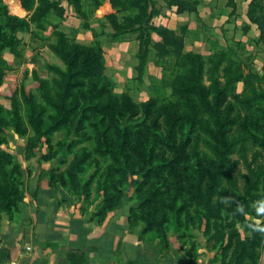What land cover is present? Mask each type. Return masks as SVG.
Returning <instances> with one entry per match:
<instances>
[{
    "label": "rangeland",
    "instance_id": "rangeland-1",
    "mask_svg": "<svg viewBox=\"0 0 264 264\" xmlns=\"http://www.w3.org/2000/svg\"><path fill=\"white\" fill-rule=\"evenodd\" d=\"M55 1L65 8L62 18L50 14L45 28L37 29L31 23L32 31L16 33L20 41L17 46L19 55L8 49L0 52L3 78L0 105L4 108L0 118V152L7 155L10 162L7 170L12 173L13 182L25 186L33 171L37 170H41L38 182L44 177L50 182L51 177L57 186H83L91 180L89 193L76 194V198L82 209L89 211L92 207L95 215L104 208L103 187L119 186L121 195L109 188L110 192L121 196L119 205L115 203L110 211L121 210L132 215L133 230L140 232L143 240L153 244L160 253H178L188 264H264V39L260 28L247 16L251 0H234L235 6L227 0H200L197 12L180 16L176 7L168 5V0L147 2V14L152 15L150 23L166 28L174 26L178 33L183 32L184 51L200 54L205 59L202 83L209 89L211 101L216 97L223 101L220 115L224 128L221 131L216 128L213 118L210 121L213 123L208 124L219 132V144L224 153L220 166L223 173L219 174L217 188L212 194L214 208H220L221 224L216 218L205 217L202 203L193 197L195 186L202 177L196 168L205 167L201 186H207L211 182V166L205 160L218 161L219 158L216 140L201 127L207 128V123L191 127L188 116L192 108L173 95V81L179 74L176 59L157 54L153 44L159 38L153 33L145 70L139 75L138 33L126 32L113 37L115 32L107 19L108 14L117 13L119 21L123 22L127 16H135L138 9L118 10L109 0H99V5L95 0H82L85 13L82 17L75 12L70 0ZM18 2L1 0L8 7L9 14L29 22L30 16L25 10L18 12ZM258 16L264 20L262 12H258ZM3 30L0 23V31ZM56 32L64 33L78 44L101 47L105 58L104 75L110 83L104 101L109 98L108 93L114 97L127 94L138 106L134 109L136 114L128 120L132 146L145 154L151 148L157 155L172 158L176 153L162 140L163 137L170 139L174 132L172 139L185 156L177 163L176 175L158 167L155 169L160 172L158 176L155 170L150 172L153 175L141 174L144 165L137 160L134 148L128 150L134 173L120 175L107 170L113 161L101 157L95 147L99 142L96 131L106 127L115 130L109 112L92 115L90 121L84 120L80 129H77L76 121L67 123L68 129L53 133L49 141H34V131L25 120L23 128L26 132L23 135L14 132L8 116L10 97L15 93L22 101L19 94L22 87L36 97L38 112L44 109L48 114L52 112L41 81L50 82L51 96L57 99L60 86L56 81H61V77L56 70L67 72L68 69L53 49L58 40ZM228 66L234 74L240 71L245 78L251 77L255 88L243 81L229 84L225 73ZM87 82L86 79L84 85L73 89L68 104L76 95L83 102L81 95L90 92ZM149 100L155 102L151 113L145 112L143 107ZM169 103L172 106L167 108ZM168 114L172 115L171 119ZM115 118L122 124L119 114H115ZM83 139L86 140L81 141ZM76 140L81 142L69 145ZM76 157L84 160L80 164L82 171L79 175L76 172L80 182L72 178L65 181L67 170ZM1 171L0 183L5 185L8 176ZM148 192L156 193V221L161 222L165 216L168 220L144 232L145 222L140 223L134 214H140L144 206H148L140 205V200L148 196ZM173 205L174 211L171 209ZM13 211L12 215H15L19 208ZM242 218L247 223L244 224ZM220 228L223 230L218 231ZM221 232L225 239H222ZM252 238L253 242H249ZM242 243L247 245V253L242 250Z\"/></svg>",
    "mask_w": 264,
    "mask_h": 264
},
{
    "label": "trees",
    "instance_id": "trees-1",
    "mask_svg": "<svg viewBox=\"0 0 264 264\" xmlns=\"http://www.w3.org/2000/svg\"><path fill=\"white\" fill-rule=\"evenodd\" d=\"M18 1L20 7L30 16V20L28 22L25 19H19L12 16L9 14L8 7L4 3H1L0 0V23L4 29L3 31H0V52L4 49H8L11 53L19 55L17 46L20 41L16 38V33L21 31H32L30 30L31 23L35 25V28L43 29L45 28L47 18L50 14L62 18L65 13V8L60 2H56L55 0ZM109 1L110 4L118 8V10L138 9L139 11L133 17L127 16L124 18L123 22L119 21L117 13H111L107 16V19L115 32L113 37H118L126 32L138 33L137 39L139 41V50L137 57L139 64L137 71L139 75H143L144 73L152 44L153 33L159 38V41L153 44V49L156 50L157 54L159 56H173L176 59L179 74L173 81V95L182 102L185 101L186 105L192 108L190 111L191 113L188 116L189 122H191V127L196 125L201 126L203 122L207 123V128L205 126L201 127L206 130V132H209L210 136L216 140L217 143L215 148L219 158L218 161H213L211 159L205 160L206 163L211 166V182L207 186H201L205 167L200 166L199 169L196 168V171L201 173L202 177L198 181L197 186H195L193 197L198 198V201L202 203V207L206 211L205 217L210 219L216 218L220 221L219 224H221L223 219L220 208H214L212 194L217 188L219 174L223 173L220 166L223 162L224 153L221 150V144H219V132L217 133L215 129L209 127L208 124L213 123L210 122L213 118L216 128L220 129V131L224 128L225 125L222 123L220 115V106L223 101H219L218 97L214 98V101H211L209 99V89H207L202 83L206 63L205 59L200 54L184 51L185 42L183 32L180 34L176 30L163 26H155L150 23L152 15L147 14V2H150L149 0ZM227 1L230 5L235 6L234 0ZM95 2H97L96 4L98 5L100 4L99 0H95ZM167 2L170 7H176V12L178 14H184L197 12L200 0H168ZM69 3L78 15L82 17L85 16L82 0H70ZM258 12L264 14V0H251L247 16L252 23L260 28L261 38L264 39V20L258 16ZM56 35L58 36L57 45L53 49L60 58H62L68 69L67 72H63L59 69L56 70V73L61 77V81H56V85L60 86L57 99L51 96L50 82L47 80L41 81L42 89L44 90V94H46V102L52 112L48 114L46 109L38 112L36 97L32 92H27L25 88L22 87L19 91L22 101H20L18 95L15 93L10 97L11 109L8 116L13 125L14 132L20 135H23L24 132H26V129L23 128V122L25 120L34 131V141L41 142L43 139L49 141L53 133L61 129H68L66 128L67 123L76 121L77 129H80L83 127L84 120L90 121L92 115H105L106 112H109L110 120H113V123L115 124V130L106 127L104 130L96 131V133H98L96 140L99 142L95 147V151L100 154L101 157L109 158L113 161V164L110 163L108 165L106 168L107 170H110L111 173H119L120 175L134 173L131 158H129L128 153V150L134 148L137 151V160L144 165L141 167V169L144 168V170L141 171V174L147 172L146 176L153 175L150 172L158 167L162 170H168L172 175H176V169L178 168L177 163L181 159H184L185 156L182 154L180 147H177L172 139L174 132L170 135V139L169 137H163L162 140L164 145L168 146L170 150L176 153L172 158H165L161 155H157L151 150V148L149 149L148 154H145L138 147L137 149L136 146H132L133 141L130 138L132 132L130 131L131 127L128 124V120L131 116L136 114L134 113V109L136 110L138 106L127 94L114 97L112 94L108 93L109 98L104 101L103 97L105 93H107L106 87L109 80L104 75L105 58H103L104 55L101 47L99 45L91 47L78 44L75 41L68 39L62 32H56ZM225 73L229 84L243 81V83L247 84L252 89L255 88L251 77L245 78L242 75V72L239 71L238 74H234L232 68L228 66ZM86 79L88 81L87 86L90 88V92L81 95L83 102L80 101L79 95H76L74 100L68 104V99L72 94L73 89L84 85ZM2 83L3 78L0 73V87L2 86ZM154 104L155 102L153 100L145 102L143 104L145 112L151 113L150 110L154 107ZM169 106H172V103H169L167 108H169ZM3 112L4 108L0 105V118ZM115 114L121 116L122 124H119L115 118ZM168 116L169 119H171L170 116L172 115L168 114ZM96 125L99 124L96 123ZM84 140L86 139L81 141ZM81 141H72L69 145L74 146ZM6 156L7 155L1 154L0 152V170L2 169L8 176L5 185L0 183V218L3 212L12 216V213L14 212L13 210L16 208L18 209L19 201L22 199V191L19 189L17 182L16 184L13 182L12 173L7 170V165L10 162H8ZM153 159L156 161L154 162ZM82 161L84 160L76 157V159L70 164L68 168L69 170H67V176L64 178L65 181L72 178L73 181L76 180L78 183L80 182L76 176V172H78L79 175L82 171V168L80 167ZM154 173L158 176L160 172L155 170ZM51 179L52 178L50 177L49 183L53 184ZM89 181L91 182V180ZM89 181L83 186H80L79 184L69 187L74 194H88L90 191ZM142 185L140 191L143 190ZM111 187L113 190H117L119 194H122V190H120L119 186ZM111 187H103L105 189L103 194L104 198L102 200L104 208L99 216H104L108 211L114 209L115 203L119 205V198L121 196L116 195L113 191L110 192L109 188ZM154 192H151L150 194L148 192L149 195L140 200L142 201L140 205L148 206H144L145 208L140 214H134L140 223L142 220L145 222L146 227L144 232L153 230L154 225L160 226L161 222L168 220L164 215L165 219L161 220V222L158 220L156 221L158 210L154 205V199L156 196V193ZM173 207L174 205L171 207L172 211H174ZM128 219L132 225V215L129 214ZM242 222L245 224L246 220L242 218ZM253 226L256 228L255 224H253ZM219 230L222 231L223 229L220 228L218 231ZM221 235L222 239H225V234L221 232ZM233 236L235 235L233 234ZM253 240L254 238L249 239V242H253ZM241 247L243 248L242 250H245L244 253H247V245L242 243ZM239 257H242V255Z\"/></svg>",
    "mask_w": 264,
    "mask_h": 264
},
{
    "label": "crops",
    "instance_id": "crops-1",
    "mask_svg": "<svg viewBox=\"0 0 264 264\" xmlns=\"http://www.w3.org/2000/svg\"><path fill=\"white\" fill-rule=\"evenodd\" d=\"M40 171L19 186L18 213L1 214L0 264H188L143 240L121 210L95 215L69 186L38 182Z\"/></svg>",
    "mask_w": 264,
    "mask_h": 264
},
{
    "label": "bare ground",
    "instance_id": "bare-ground-1",
    "mask_svg": "<svg viewBox=\"0 0 264 264\" xmlns=\"http://www.w3.org/2000/svg\"><path fill=\"white\" fill-rule=\"evenodd\" d=\"M17 10H18L19 13H23V12H24V11L21 10L20 8H17Z\"/></svg>",
    "mask_w": 264,
    "mask_h": 264
}]
</instances>
